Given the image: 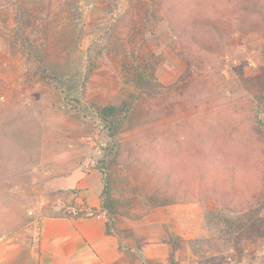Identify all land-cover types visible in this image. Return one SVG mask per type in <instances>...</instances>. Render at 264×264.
<instances>
[{"label": "rangeland", "instance_id": "rangeland-1", "mask_svg": "<svg viewBox=\"0 0 264 264\" xmlns=\"http://www.w3.org/2000/svg\"><path fill=\"white\" fill-rule=\"evenodd\" d=\"M244 25L226 57L214 52L208 58V51L181 57L161 0L5 2L0 120L32 116L28 129L41 159L0 165V264H40L43 219L69 207L91 213L96 168L109 191L101 198L104 217L131 219L128 232L135 230L140 243L170 236L167 264H264V236L255 233L264 230V205L227 210L236 230L223 240L207 225L213 203L147 208L135 172L112 162L118 144L125 153L137 147L144 154H176L178 141L187 154L202 150L203 142L253 154L256 143L241 134L224 143V132L244 120L242 101L255 89L264 91V23L245 17ZM56 92L65 102H54ZM130 116L139 127L128 128ZM71 178L92 189L59 192Z\"/></svg>", "mask_w": 264, "mask_h": 264}, {"label": "trees", "instance_id": "trees-1", "mask_svg": "<svg viewBox=\"0 0 264 264\" xmlns=\"http://www.w3.org/2000/svg\"><path fill=\"white\" fill-rule=\"evenodd\" d=\"M10 1L0 0V7ZM161 7L171 33L178 40L181 57L199 55L202 51H208V58L214 52L226 57L232 50L230 43L235 32L242 31L245 26V17L264 23V0H161ZM56 93L53 94L54 102H65L64 96ZM242 102L244 120L224 132V143L234 141V137L241 134L244 141L256 143L253 154L226 153L220 147H209L204 142L202 150L187 154L180 151L178 141H175L179 151L176 154H144L137 147L133 152L125 153L118 144L112 162L135 172L147 208L194 202L209 208L213 203L206 215L207 225L215 226L221 239L231 240L236 227L233 217L226 211H243L264 205V91L255 89L251 97ZM31 118L19 121L13 116L0 120V165L29 166L41 159L38 139L28 129ZM134 120V116L128 117V128L140 126ZM96 169L104 183L102 169ZM75 190L59 192L72 194ZM103 194L109 195L107 188L101 198ZM104 207L101 202V209ZM126 215L131 218L142 216ZM51 216L76 219L85 214L59 211ZM255 233L264 236V230ZM165 242L172 244L171 237L168 236Z\"/></svg>", "mask_w": 264, "mask_h": 264}, {"label": "crops", "instance_id": "crops-1", "mask_svg": "<svg viewBox=\"0 0 264 264\" xmlns=\"http://www.w3.org/2000/svg\"><path fill=\"white\" fill-rule=\"evenodd\" d=\"M95 176L93 200L87 206L97 209L96 215L85 214L76 219L47 216L42 221L39 238L40 264H167L171 245L166 242L149 244L137 241L133 221L121 218L115 221V230L107 228L104 212H101L103 185L101 176ZM86 188L83 179H67L59 189ZM92 191V190H91ZM96 197V198H95ZM179 205L163 207L174 208ZM148 215L142 217L146 220ZM182 217H176L175 220ZM139 220V221H141ZM123 224V226H122ZM126 224V225H125Z\"/></svg>", "mask_w": 264, "mask_h": 264}, {"label": "built area", "instance_id": "built-area-1", "mask_svg": "<svg viewBox=\"0 0 264 264\" xmlns=\"http://www.w3.org/2000/svg\"><path fill=\"white\" fill-rule=\"evenodd\" d=\"M66 211L69 212V213H73V214H76L78 212H83V213L88 212L86 206H84L82 208L69 207V208L66 209ZM86 214H88L90 216H93L94 215V213L92 211H91V213L88 212Z\"/></svg>", "mask_w": 264, "mask_h": 264}]
</instances>
